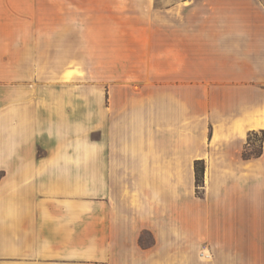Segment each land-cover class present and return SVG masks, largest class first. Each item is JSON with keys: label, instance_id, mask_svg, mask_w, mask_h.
Wrapping results in <instances>:
<instances>
[{"label": "crops", "instance_id": "1", "mask_svg": "<svg viewBox=\"0 0 264 264\" xmlns=\"http://www.w3.org/2000/svg\"><path fill=\"white\" fill-rule=\"evenodd\" d=\"M126 7L0 0V264H264V0Z\"/></svg>", "mask_w": 264, "mask_h": 264}, {"label": "rangeland", "instance_id": "2", "mask_svg": "<svg viewBox=\"0 0 264 264\" xmlns=\"http://www.w3.org/2000/svg\"><path fill=\"white\" fill-rule=\"evenodd\" d=\"M156 1V5L158 4H162L166 1L167 3L168 2H178V1H181V0H155ZM135 2H138L140 3L141 0H118V13H119V16H125V12L127 11V5H131V4H135ZM140 5V4H139ZM8 65V64H7ZM262 139V136L260 133H256V134H253V135H250L249 138H248V142H249V145L250 146H247L246 148V151H245V154L246 155H250L253 150H255V148H257L259 145H260V140ZM258 149V148H257ZM195 177V185H196V175H194ZM203 182H204V174H203ZM202 187H203V183H202V186H199L197 187L196 186V193L198 194V196H201L202 195Z\"/></svg>", "mask_w": 264, "mask_h": 264}, {"label": "trees", "instance_id": "3", "mask_svg": "<svg viewBox=\"0 0 264 264\" xmlns=\"http://www.w3.org/2000/svg\"><path fill=\"white\" fill-rule=\"evenodd\" d=\"M249 144V142H248ZM261 147H262V139L260 140V145L255 148V150H253V152L250 155H246L245 150L243 151V158L248 159V158H252V157H259L261 155ZM203 174H204V164L203 162H197L195 164V175H196V186H202L203 183Z\"/></svg>", "mask_w": 264, "mask_h": 264}]
</instances>
